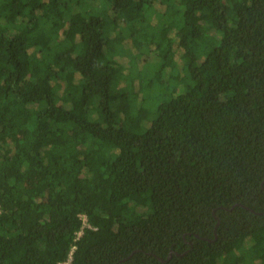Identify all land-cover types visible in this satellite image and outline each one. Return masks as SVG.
<instances>
[{
  "label": "trees",
  "instance_id": "obj_1",
  "mask_svg": "<svg viewBox=\"0 0 264 264\" xmlns=\"http://www.w3.org/2000/svg\"><path fill=\"white\" fill-rule=\"evenodd\" d=\"M72 247L264 264V0H0V264Z\"/></svg>",
  "mask_w": 264,
  "mask_h": 264
},
{
  "label": "built area",
  "instance_id": "obj_2",
  "mask_svg": "<svg viewBox=\"0 0 264 264\" xmlns=\"http://www.w3.org/2000/svg\"><path fill=\"white\" fill-rule=\"evenodd\" d=\"M79 218L81 219L82 221V227H81V230L77 233L78 236H80V234L82 233L83 229L84 228H90L88 222H87V218L85 215H79ZM74 247L71 248V251H70V254L68 256V259L67 261H65L64 263L62 264H69L70 263V260H71V253L73 251Z\"/></svg>",
  "mask_w": 264,
  "mask_h": 264
},
{
  "label": "rangeland",
  "instance_id": "obj_3",
  "mask_svg": "<svg viewBox=\"0 0 264 264\" xmlns=\"http://www.w3.org/2000/svg\"><path fill=\"white\" fill-rule=\"evenodd\" d=\"M122 38V37H121ZM124 47L126 48L127 47V43L126 42H124ZM112 47V46H111ZM127 68H128V66H127Z\"/></svg>",
  "mask_w": 264,
  "mask_h": 264
},
{
  "label": "water",
  "instance_id": "obj_4",
  "mask_svg": "<svg viewBox=\"0 0 264 264\" xmlns=\"http://www.w3.org/2000/svg\"><path fill=\"white\" fill-rule=\"evenodd\" d=\"M218 225V222H217V224H216V226Z\"/></svg>",
  "mask_w": 264,
  "mask_h": 264
}]
</instances>
